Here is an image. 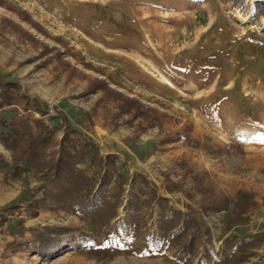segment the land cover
<instances>
[{
  "label": "rangeland",
  "instance_id": "374dc122",
  "mask_svg": "<svg viewBox=\"0 0 264 264\" xmlns=\"http://www.w3.org/2000/svg\"><path fill=\"white\" fill-rule=\"evenodd\" d=\"M241 2L0 0V78L91 140L60 180L54 147L0 142V264H264V0Z\"/></svg>",
  "mask_w": 264,
  "mask_h": 264
},
{
  "label": "trees",
  "instance_id": "16d2710c",
  "mask_svg": "<svg viewBox=\"0 0 264 264\" xmlns=\"http://www.w3.org/2000/svg\"><path fill=\"white\" fill-rule=\"evenodd\" d=\"M232 3L237 6L243 5L241 0H232ZM260 4L255 5L259 6ZM95 85L92 90H95L96 87L105 88L103 82H95ZM108 91L111 92V90ZM111 93L120 100V114L143 117L142 119L147 122L148 126L157 125L162 130L165 114L145 107L133 98L123 97L115 92ZM8 108L10 111H15L17 116L9 123L0 117V142L5 150L18 152L25 160L31 161L43 149L54 147L48 162V168L53 175L60 180L76 170L75 165L78 161H83L85 150L91 140L85 136L81 137L80 132L71 126L66 116L61 115L60 123L65 130L61 138L56 140V130L42 120L49 114V106L36 100H30L21 93L16 83L0 78V113L5 112ZM31 108L34 109L38 118L30 115ZM2 161H4V156L0 153V162ZM35 207L36 204L28 206L31 210H34Z\"/></svg>",
  "mask_w": 264,
  "mask_h": 264
}]
</instances>
